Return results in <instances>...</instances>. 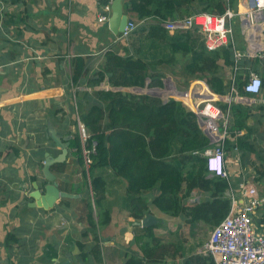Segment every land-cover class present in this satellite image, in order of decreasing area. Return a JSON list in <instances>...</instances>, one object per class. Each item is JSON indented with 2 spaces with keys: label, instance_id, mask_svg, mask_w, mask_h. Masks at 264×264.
Segmentation results:
<instances>
[{
  "label": "crops",
  "instance_id": "crops-1",
  "mask_svg": "<svg viewBox=\"0 0 264 264\" xmlns=\"http://www.w3.org/2000/svg\"><path fill=\"white\" fill-rule=\"evenodd\" d=\"M99 7V0H0V264H61L68 253L75 248L78 250L76 240L86 225L79 223V228H76L59 213L43 212L46 210L42 204L51 203L55 208L61 200L56 198L49 201L50 193L45 192V187L52 184L47 183L42 175L44 154L56 157L61 153V149L47 137L48 125L51 124L57 135L67 142L71 138L69 133L76 131L79 114L96 102V92L135 93L134 89H139L114 87L107 82H101L98 86L88 83L93 74L102 68L107 49L121 57L133 55L131 42L134 34L128 40L115 41L107 25L97 21ZM142 21L140 25L149 20ZM237 27L242 37L238 23L234 24V32ZM241 42L245 48L243 37ZM76 57L85 60L87 74L74 84L72 60ZM246 61L253 60L243 61L244 67ZM230 69L231 65L226 71ZM248 69L264 78L263 62L258 61L254 70ZM149 81L151 79L147 78L145 87ZM214 103L217 105L223 101L219 99ZM253 106V143L255 149L264 153V103ZM230 118L229 112L227 138L233 145L227 150L225 145L229 181L233 185L242 180L255 181L245 174L251 164L241 162V146L237 147L235 142L243 132L229 137ZM242 145L246 146L247 143ZM62 163L67 165L63 176L51 172L55 175L58 191L76 196L68 199L73 206L64 209V213L69 214L80 199L74 193L75 188L84 180L82 168L71 155L70 148ZM94 174L102 176L106 183L105 198L97 210L100 214L107 211L110 219L108 224L99 226L102 261L97 264H123L131 253L141 255L139 248L146 239L137 235L139 232L136 228L141 227L136 226L135 222L140 220L135 221L130 217L126 181L115 176L110 169H95ZM207 177L215 176L207 173ZM34 184H37L42 195L38 201L41 205L31 197ZM196 194L193 192L188 200L190 203L197 201ZM155 195L156 192L151 191L145 196L150 200ZM199 198L201 196L198 195ZM31 203L36 205L29 206ZM262 211L264 207L257 211L255 224L257 228L261 225L264 233ZM150 213L160 220L168 217L154 206H150ZM95 219L98 221L99 213ZM158 231V228L153 229L157 236L160 235ZM178 231L181 232L169 233ZM9 235H13L14 240L8 241ZM81 241L87 247L91 245V238ZM201 246L195 250V246L187 241L184 243V255L176 256L174 264H183L186 258L196 256ZM79 253L73 255L72 264H83L81 261L74 262ZM200 261V264H212L201 257Z\"/></svg>",
  "mask_w": 264,
  "mask_h": 264
},
{
  "label": "trees",
  "instance_id": "trees-1",
  "mask_svg": "<svg viewBox=\"0 0 264 264\" xmlns=\"http://www.w3.org/2000/svg\"><path fill=\"white\" fill-rule=\"evenodd\" d=\"M236 2L230 0V6L235 7ZM122 6L124 13L134 22L149 21L140 25L133 36V55L121 57L107 49L102 68L89 79V85L98 86L101 82H107L114 87L144 88L146 79L150 78L148 88L161 87L162 74L157 67L174 63L176 55H180L186 59L183 70L187 80L201 76L216 95L229 92V84L225 83L223 76L232 65L230 47L207 51L202 37L196 32L169 35L161 26L165 20H175L193 13L221 15L225 11L224 0H122ZM238 32L237 27L236 42L243 50L242 37ZM257 64L255 60L244 63L252 70ZM72 66V81L75 84L87 74V67L81 57L74 58ZM238 87L239 94L244 96L240 81ZM94 96L96 102L79 114L88 135L84 148L89 150L94 144L95 150L91 154L88 173L83 167V147L76 121L73 122L76 131L69 133L71 155L82 168L84 180L75 188L74 193L80 196L78 204L69 214H65L64 209L73 204L68 199H61L55 208L43 211L63 215L76 228H79V223L86 225L80 229V238L76 240L80 253L75 256L74 262L97 264L102 261L99 226L108 224L110 219L107 211L101 214L98 211L99 219H95V208L104 200L106 191L105 180L94 174L95 169H110L115 176L126 181L130 217L135 221L149 214L150 206L169 217L181 218L191 227L201 221L215 226L226 216L229 210L225 197L228 182L220 177H207L206 159L201 153L209 146V139L199 129L193 112L179 101L169 99L163 103L159 97L149 94L98 91ZM217 106L223 111L227 110V105L223 103ZM252 109V106L240 105L229 108V137L243 132L241 137L235 139L236 146H241L242 159L255 155L250 143L253 140L252 128L247 125ZM244 142L246 146L242 145ZM225 145L226 150L233 146L228 138ZM66 170L65 163L51 166V171L60 176ZM258 174L264 175L261 171ZM151 191H155L156 195L148 200L145 195ZM193 192L203 198L201 196L189 205L188 200ZM161 226L162 223L150 228H136L139 238L146 239L139 248L141 255L131 253L123 264H174L176 256L184 255L187 240L181 239L178 243L164 240L153 232L154 228ZM87 238L92 240L89 247L81 241ZM7 240H14V236L9 235ZM200 257L207 259L197 254L186 258L183 264H200Z\"/></svg>",
  "mask_w": 264,
  "mask_h": 264
},
{
  "label": "built area",
  "instance_id": "built-area-1",
  "mask_svg": "<svg viewBox=\"0 0 264 264\" xmlns=\"http://www.w3.org/2000/svg\"><path fill=\"white\" fill-rule=\"evenodd\" d=\"M113 1L99 0L98 23H107ZM142 23L143 21L128 22L119 36L115 37V41L128 40ZM236 23L245 43L243 50L238 48L236 42L234 32ZM161 26L169 35L196 32L202 37L207 51L230 47L232 54L231 69L224 77V81L229 84L227 94L216 95L201 77L191 79L186 90L173 86L168 93L171 99L181 102L194 113L199 129L209 139V146L202 153L206 158V164H209L212 170H217L219 175H215L216 177L228 182L225 195L229 202V210L211 229L207 240L199 249V254L210 259L213 264H264V233L260 229L261 225L257 228L255 224L257 211L264 207V196L259 194L253 182L242 180L233 185L229 181L226 163L223 164L226 157L225 141L228 137L230 106L264 103L261 77L243 66L245 60L257 59L264 63V0H240L236 7H231L230 0H225V11L221 15L199 12L175 20H165ZM239 81L244 97L239 94ZM148 89L153 92L161 90L158 87ZM219 99L227 105L226 111L214 103ZM213 109L216 111L215 115ZM77 131L83 147L84 168L88 171L92 162L91 154L95 153L94 144L89 150L84 148L88 135L79 119ZM216 158L222 159V168Z\"/></svg>",
  "mask_w": 264,
  "mask_h": 264
},
{
  "label": "rangeland",
  "instance_id": "rangeland-1",
  "mask_svg": "<svg viewBox=\"0 0 264 264\" xmlns=\"http://www.w3.org/2000/svg\"><path fill=\"white\" fill-rule=\"evenodd\" d=\"M185 62H186L185 58L181 57L180 55H177L176 61L174 63H170L167 65L164 64L162 66L157 67L158 72L162 74L161 80H163V83L160 88L161 90H156L153 92L151 89H148V88H139V89H134L133 92L135 93L133 94H137V95L149 94L150 95V94L158 93L157 97H159L163 101L166 99L167 100L171 99L168 93L173 86L177 87L180 90H186L188 87V84L186 85L185 82L188 80L183 70V66ZM192 79H195V78H192ZM225 82L227 83V81ZM263 98H264V95H263ZM247 125L252 128V136H253L254 134L253 119L250 118L248 120ZM253 142L254 140L250 141V143H252L254 147ZM254 150H255L254 156H250L248 159L241 158V162L246 163L247 165L251 164V168H248L245 174L249 178H254L255 181H252V182L257 186V190L259 194L264 196V175L260 176L258 174V171H261L264 173V153L261 152L259 149H255V147H254ZM253 159L255 160V162ZM258 162L260 163L258 164ZM257 175L258 177H260L259 178L260 180L256 179ZM196 196L197 197L195 198H197V201H198V194H196ZM188 204L190 205L191 203H188ZM263 212L264 211H262L260 214L263 215V220H264ZM97 217H98V210L96 207L95 208V218ZM212 227L213 226L211 224H208L202 221L197 223L193 227H191L190 224L186 223L179 217L173 218V217L168 216L163 219L161 228H158L159 229L158 233L160 234L159 236L162 237L164 240L169 239L171 242H175V243H178V241L181 239H186L187 241H189L190 245L195 246L194 249L196 250L197 247L201 246L207 240L209 232L211 231ZM177 230H180L181 232L178 231L177 233H172V234L169 233L171 231H177ZM91 243H92V240H91Z\"/></svg>",
  "mask_w": 264,
  "mask_h": 264
},
{
  "label": "water",
  "instance_id": "water-1",
  "mask_svg": "<svg viewBox=\"0 0 264 264\" xmlns=\"http://www.w3.org/2000/svg\"><path fill=\"white\" fill-rule=\"evenodd\" d=\"M128 22L131 23L132 19L124 13L122 0H114L111 5V15L107 22V28L111 33V35L116 36L119 33H121ZM150 95L157 97V94H150ZM47 133H48L47 137L53 142V144L56 147L61 149V153L56 157L49 155V153L44 154L45 159L43 162L42 175L47 183L52 184V186L45 187V192L50 193V196L48 197H49V201L51 202L56 198L74 199L76 198L75 195L58 191V189L56 188L58 184L55 181V175L51 172V166L58 163H62L64 161L67 155V150L69 148L70 138L68 139L67 142H64L63 139L59 135H57L55 130L51 127V124L48 125ZM34 188L35 190L34 192H32L31 197L37 200L36 202L38 205H41L38 202L40 199H42V195L39 191V187L37 186V184H34ZM35 205H36L35 203L29 204V206L32 207H34ZM42 205L44 207V210L46 211L49 210L50 207H52L51 203L42 204ZM161 223H163V221L156 218L153 214L149 213L145 217H143L139 222H135V225L141 228H150V227H155ZM76 253H78L77 248H75L72 252L68 253L66 255L65 261H63L61 264H72L73 255H75Z\"/></svg>",
  "mask_w": 264,
  "mask_h": 264
},
{
  "label": "clouds",
  "instance_id": "clouds-1",
  "mask_svg": "<svg viewBox=\"0 0 264 264\" xmlns=\"http://www.w3.org/2000/svg\"><path fill=\"white\" fill-rule=\"evenodd\" d=\"M194 14V13H193ZM111 15V14H110ZM191 15V14H190ZM188 16V15H187ZM184 17V16H183ZM133 21V20H132ZM108 22V21H107ZM134 22V21H133ZM140 22V21H139ZM136 23H138V22H136ZM106 25H107V23H106ZM120 34V33H119ZM119 34L118 35H116V36H119ZM135 34V33H134ZM116 36H114V38L116 37ZM262 79V78H261ZM257 84L259 83V81H257L256 82ZM245 96V95H244ZM253 106V105H252ZM213 114L215 115L216 114V111L213 109ZM80 121V120H79ZM203 133V132H202ZM204 134V133H203ZM208 148V147H207ZM206 148V149H207ZM204 152V151H203ZM202 152V153H203ZM202 153H201V155H202ZM206 159V158H205ZM216 160H218L219 161V166H220V168H222L221 166H222V159H217L216 158ZM223 164L225 165V162H224V159H223ZM83 167H84V163H83ZM90 167V166H89ZM205 167H206V171H207V173H210V174H212V175H219V173H217V170H212L211 169V166L209 165V164H206L205 163ZM85 169V168H84ZM89 169V168H88ZM86 171V170H85ZM87 173H88V171H86ZM216 177V176H215ZM87 181L89 182V178H87ZM162 221V220H161ZM214 227V226H213ZM212 227V228H213Z\"/></svg>",
  "mask_w": 264,
  "mask_h": 264
},
{
  "label": "bare ground",
  "instance_id": "bare-ground-1",
  "mask_svg": "<svg viewBox=\"0 0 264 264\" xmlns=\"http://www.w3.org/2000/svg\"><path fill=\"white\" fill-rule=\"evenodd\" d=\"M90 108V107H89Z\"/></svg>",
  "mask_w": 264,
  "mask_h": 264
}]
</instances>
